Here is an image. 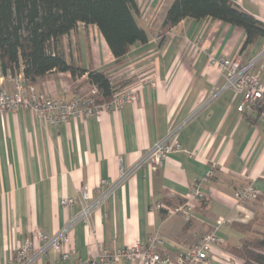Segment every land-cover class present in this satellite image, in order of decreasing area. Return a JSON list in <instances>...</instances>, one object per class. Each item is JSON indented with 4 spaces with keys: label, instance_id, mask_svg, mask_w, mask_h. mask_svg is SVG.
Segmentation results:
<instances>
[{
    "label": "crops",
    "instance_id": "1",
    "mask_svg": "<svg viewBox=\"0 0 264 264\" xmlns=\"http://www.w3.org/2000/svg\"><path fill=\"white\" fill-rule=\"evenodd\" d=\"M173 1L136 0L149 41L136 42L120 63L94 24L81 22L63 38L68 61L109 69L115 79L125 80L123 88L142 84L137 102L61 125L28 108L0 113V264H9L36 229L55 235L66 227L71 258L58 261L52 254L35 264L87 262L103 248L146 244L157 236L163 241L160 251L177 264L179 254L213 230L221 216L229 220L218 230L225 242L212 249L211 264H241L233 254L244 236L240 225L264 212V117L256 109H238L242 93L223 88L222 69L210 64L209 54L255 59L264 82V37L243 49L242 28L211 18H185L163 36ZM234 1L264 21V0ZM17 75L24 77L23 67L5 75L0 58V87L12 91ZM34 86L64 100L92 88L87 74L58 71ZM166 138L179 141L184 151L172 153L157 169L140 165L154 143ZM213 168L204 183L208 198L193 202L190 220L152 208L157 202H184L194 181ZM123 172L127 177L120 181ZM104 179L109 184L98 188ZM252 183L259 198L238 205L234 193ZM84 186L92 191V201L104 191L109 194L89 225L83 220L71 225L81 206L65 207L62 199L78 197ZM114 264L142 262L119 259Z\"/></svg>",
    "mask_w": 264,
    "mask_h": 264
},
{
    "label": "trees",
    "instance_id": "2",
    "mask_svg": "<svg viewBox=\"0 0 264 264\" xmlns=\"http://www.w3.org/2000/svg\"><path fill=\"white\" fill-rule=\"evenodd\" d=\"M139 14L136 0H0L2 73L16 75L22 66L29 85L52 71L70 72L74 77L87 74V80L98 89L96 97L110 101L125 83L115 82L109 69L93 70L68 61L63 38L81 22L94 24L120 63L136 42L149 41ZM185 18H211L239 26L246 35L243 49L264 37V21L234 0H174L161 34L165 36ZM240 226L244 236L234 257L241 264H264V212Z\"/></svg>",
    "mask_w": 264,
    "mask_h": 264
},
{
    "label": "built area",
    "instance_id": "3",
    "mask_svg": "<svg viewBox=\"0 0 264 264\" xmlns=\"http://www.w3.org/2000/svg\"><path fill=\"white\" fill-rule=\"evenodd\" d=\"M209 61L211 65H218L222 69L225 77L223 88H231L242 93L244 101L238 109L245 111L246 108H257L260 110L259 115L264 117V82L260 72L254 69L255 59L244 62L235 56L214 57L210 53ZM142 88V84L132 88H121L110 101H100L101 98L96 97L98 89L92 84V88L85 95L64 100L38 91L34 85L27 83L25 77L17 75L12 91L0 87V113L28 108L47 122L61 125L77 117L99 115L104 109L119 110L128 103L137 102L140 99ZM180 151H184V148L179 141L167 138L156 141L147 151L140 165L149 164L154 169L160 168L172 153ZM214 172L213 168L205 179H196L192 185L190 197L184 202L175 206L157 202L152 208L166 209V213L169 215L179 214L186 220H190L194 212L193 202L207 200L208 193L204 183L213 176ZM126 177L127 173L123 172L120 181L125 180ZM108 184L109 181L104 179L98 188L101 189ZM260 193L259 188L252 183L237 190L234 193V198L238 205H241L246 201L257 199ZM108 194L104 191L96 201H92V191L88 186H84L78 197L63 198L62 205L65 207L74 203H79L81 206L79 213L71 220L70 224L83 220L89 225L94 210L101 206ZM228 222L226 217H219L213 230L201 235L183 253L179 254L177 264H211L212 249L225 242V239L218 233L219 227ZM68 233L67 227L55 235H49L36 229L32 238L27 239L15 249L9 264H35L39 257H49L52 254L58 261H68L73 254L68 249L70 243ZM162 243L161 237L157 236L146 244L137 242L117 249L103 248L97 255L90 257L87 262L78 259L71 264H114L119 259L139 260L142 264H170V257L160 251Z\"/></svg>",
    "mask_w": 264,
    "mask_h": 264
},
{
    "label": "rangeland",
    "instance_id": "4",
    "mask_svg": "<svg viewBox=\"0 0 264 264\" xmlns=\"http://www.w3.org/2000/svg\"><path fill=\"white\" fill-rule=\"evenodd\" d=\"M112 76H113V75H112ZM113 77H114V76H113ZM113 80H114L115 82H123V83H125V82H124L125 80H122V79H115V78H114ZM125 84H126V83H125ZM125 84H124V85H125ZM235 263H236V262H235Z\"/></svg>",
    "mask_w": 264,
    "mask_h": 264
}]
</instances>
